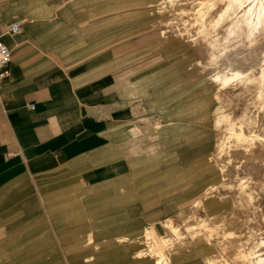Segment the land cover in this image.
I'll return each mask as SVG.
<instances>
[{"label":"crops","instance_id":"0c3cea01","mask_svg":"<svg viewBox=\"0 0 264 264\" xmlns=\"http://www.w3.org/2000/svg\"><path fill=\"white\" fill-rule=\"evenodd\" d=\"M38 1L0 0V32H4L6 26L15 20H26L18 34L2 37L11 51V61L8 75L0 86V252L13 254L12 260H1L0 264H24L21 253L36 252L37 241L29 240L21 246V235L26 227L36 230L37 194H42L49 206H52L54 200L60 202L71 198L72 192L87 194L90 198L86 200L99 198V195L102 197V194L107 197L110 195L109 208L114 210L121 200L129 202L128 192L134 190L137 194L142 193V197L151 199L144 207L148 220L151 215L149 209H155L158 204L156 200L160 195L163 199L166 190L189 185L188 197L191 199L188 201L192 208L193 202L203 198L205 190L214 184H207L208 179L215 177L212 172V153H208V149L212 148V135L209 133L214 123L206 122V117L203 124L211 129L210 132L196 129V142L202 144L194 147L196 156L193 163L189 162L188 172L184 166L182 172L178 171L172 177L163 173L160 180L151 182L142 176H134L137 167L133 165L132 153L141 152L143 147L129 141L128 138L138 131L133 122L135 118L131 115L129 121H126L124 111H129L118 105L125 103L138 106L146 103L142 99L152 81V75L147 72L149 67L127 74V65H118L112 50L102 47L93 50V47L97 48L94 43L99 41L85 44L81 36L79 38V35L73 34L61 22H53L55 14L52 13L60 11V17L71 15L69 11L76 4H71L73 0H60L48 9L43 2ZM141 11L140 14H143ZM22 15L29 17L20 18ZM16 16L19 19L14 18ZM41 16L51 19H36ZM122 21L114 20L112 24L120 25ZM70 37H74L72 43ZM171 41L172 46L181 47L180 42ZM86 48L92 50L86 52ZM196 66V58H193L191 65L187 63L185 68L178 71L197 74ZM132 67L130 65L129 68ZM177 79L173 88H161L162 100L156 99L154 105L164 111L170 97L183 95H186V101L193 98L200 105L204 102L206 92L203 91L207 90L198 87L201 84H198L197 76L192 83L181 77ZM207 93L211 96L209 91ZM123 120L125 123L117 125L116 122ZM179 121L167 117L159 121L160 134L169 137L179 133L186 127ZM159 146L160 152H157L159 149L156 147H151V153L147 154L148 158L144 161L165 160L166 146H163L162 141ZM129 179L131 183L127 182ZM26 180L28 183L22 184ZM122 180L125 185L120 183ZM121 191L126 193L124 197L118 198L116 194ZM105 206H100V210ZM162 207L164 210L173 208L169 201L164 202ZM125 208L130 213L128 221H118L120 213L109 212L106 223L110 226L102 231L108 235L103 239L106 243L98 248L91 232L85 237V218L76 216L78 212L74 216L65 215L60 218L58 230L64 235V241L74 242L76 252L87 250L85 241L94 244L90 252L98 253L85 257L86 264H150L152 260L148 257L146 260L135 257L136 252L143 250L136 249L134 244L138 241L136 230L142 219L133 217L136 208L133 205ZM22 210L26 213L23 220ZM153 220L147 227H143L139 239L148 238L150 227L157 230L158 224ZM195 248L192 245L177 251L180 253L169 255L173 257ZM40 264L48 263L41 261Z\"/></svg>","mask_w":264,"mask_h":264},{"label":"rangeland","instance_id":"374dc122","mask_svg":"<svg viewBox=\"0 0 264 264\" xmlns=\"http://www.w3.org/2000/svg\"><path fill=\"white\" fill-rule=\"evenodd\" d=\"M196 1L197 0H176L173 5H170L168 2L165 3V0H73L71 4H76L72 6L73 10L69 11L71 15L60 17V11H58L52 13L55 14L52 18L53 22H61L63 26H66V29L72 30L73 34L79 35V38L81 36L85 44H88L90 41H99V43H94V46L97 48L93 47V50L99 49L100 47L109 49L110 51L112 50L114 53L113 58L116 60L117 64L122 66L127 65V69L125 70L127 74H129L130 71L138 70L142 67H149L147 72L152 75V81L148 84L149 90L142 99L146 103L138 104V106H130L125 103L118 105V107H122L130 112L127 113V111H124V116L127 117L125 118L126 121L131 115L135 118L133 122L138 131L135 135L128 138L129 141L135 142L136 145L143 147L141 152L132 153V160H134L133 165L137 167L134 169V176H142L147 182H151V180H160L163 173L165 175L168 174V177H172L178 171L182 172L184 166H186L185 169L187 171L189 162L193 163L196 156L193 151L194 147H200L202 144L196 142L198 139L195 138L196 129L200 131H208L210 129L203 124L205 117L206 122L213 121L214 128L211 130V133H209L212 135V148L208 149V153H212L211 164L212 172L215 173V177L212 180L208 179L207 184L214 183L219 185V183L223 181L231 185V187L219 186L218 190L213 193L214 197L211 199L219 201L220 198V201H222L220 202L221 206L219 208H206L205 211H203V209L191 208L188 201L191 199V197H188L189 185L166 190L163 194V199H161L160 195L156 200L158 204L156 205V203L153 202L154 206L156 205L155 209H149L151 215L148 220H146L145 217L146 212L144 207L150 203L149 200L151 199L145 196L142 197V193L137 194L134 190L128 192L130 201L121 200L116 204L118 207L114 210L109 208L110 195L107 197L102 194V197L99 195V198L86 200V198H90L87 194L82 195L72 192L70 193L72 196L71 198H66L60 202L54 200L52 206H49L48 201L45 202L43 199V195L37 194V216L35 219L37 222L35 227L33 226L36 230L31 227H26L22 230L21 235V246L26 245L29 240L37 241L36 252L21 253V256L23 254L22 259L25 262L24 264H26V262L30 264H40L41 261H45L48 264H66V260L68 264H86L84 261L85 257L90 255L93 256L98 253L90 252V248L94 244L85 241V248L87 250L85 252H76V246L74 242L72 243V240L64 241V239H62L64 235L58 230L60 218H63L65 215L71 216L78 212L79 214L76 216L85 218V237L88 236V232H91L90 235L93 241L97 243L96 248H98L99 245L106 243V240L103 239L108 235L102 233V231L110 226L106 223L110 215L109 212L112 213L114 211L118 214L120 213L117 216L119 219L118 221H128L130 220V213L125 207H131L132 205L136 207L133 217H137V220L142 219L140 220L141 224H139L136 230L138 241L134 242L136 249H143L139 250V252H146L147 250V240L143 238L142 241L139 238H141L143 227H147L152 219L158 224L156 225L158 234H162V236L171 239V244H169L166 249L168 254L180 253L177 251L182 250V248L185 249L192 245L196 246L195 249H189V252H181V254L173 256L183 257L193 253V255H190L187 259H183V261L181 260V262L176 264L186 262L187 264H225L223 257L231 255L232 252H236V243L241 241L243 244L247 238V232L252 227L253 230L255 229V237L253 236V238H256L257 234L260 235V232L263 233L261 236L264 238V140H255L253 144L249 145V152H244L245 148L240 146L233 148L230 151L231 153H224L220 156L217 155V151H214L216 150V141H218V138L224 133L222 132L224 131L223 124L221 125L219 119L223 109L226 112L229 111L228 113L230 116L232 115L231 118L234 122H238V118H240L245 111L244 109H246L247 117L255 119L256 124L249 128L244 124L243 129L248 133L249 129L252 128L257 134L263 136L264 139V120L262 114L257 111V107L252 103L255 101L254 96L250 93H244L239 96L231 97V102L229 101L228 103V101L225 102V95L223 91H221L219 95H221L220 101L222 104H218V101L216 102L213 100L207 91H203V93H206L204 102L201 105L205 106H201L193 98H191L190 101H186V95L170 97L169 105H167L164 111L159 109L160 106L153 104L156 99L162 100L161 88H163V86L169 89L173 88L178 80L177 78L181 77L182 80L192 83L197 76L198 84H201L199 81L203 80L206 83L208 77L212 73V68L205 70L203 74L201 73L203 68L202 65H199V62H206V56L201 44H196L197 46L192 45L188 41H185L187 37L183 38L185 42H181L178 37L173 36L176 35L178 30H182L186 27L190 29V34H194V28L193 26L191 28L190 23L197 5ZM42 2L45 4L46 9H48L51 7L50 5H55L59 3L60 0H48L47 2L44 0L38 1V3ZM163 2L165 6L160 9L161 11L159 12V6H157V4L162 3L163 5ZM69 5L70 4H67V6ZM149 9L150 12H148ZM140 10H142L141 12H143V14H140ZM181 10H185V13L182 15L180 13ZM18 17L19 16H16L14 18ZM27 17L29 16H20V18L24 19ZM36 19L50 20L51 17L41 16L38 18L36 17ZM114 20H123V24L121 22L120 25L117 24L113 26L112 22H114ZM184 23L186 25L182 26ZM75 31L77 32L75 33ZM73 39L74 37L69 38V41H71L70 43H72ZM171 39L180 42L181 47L176 45L172 46L173 43ZM258 48L263 50L264 43L263 46L258 45ZM89 50H92V48L84 49L86 52ZM237 51L241 52V55L247 52L244 46H240ZM193 58H196L197 74L193 72L189 74L184 72L181 73L178 71L181 68H185L187 63L191 65L193 63ZM138 64H141V66L139 65V67H137ZM130 65H133V67L129 68ZM218 66L223 68L224 71L228 70L226 63L220 62ZM166 70H170V72H165ZM198 87L207 90L206 84L203 87ZM228 89L230 88L226 90ZM190 92L192 91H189V93ZM175 93L176 91L174 92V96ZM165 117L177 118V120H180L186 127L173 136L167 137L161 135L159 121H162ZM125 120L116 123L117 125L123 124ZM257 120L260 123L257 124ZM208 132H210V130ZM161 141L163 142V146H166L164 149V154L166 155L165 160L160 159L157 162L150 160L144 161V159L148 158L147 154L151 153V151H149L151 147H156L159 149L157 152H160L159 144ZM126 142H128V140ZM152 143L155 145H148ZM124 147L126 148L127 145ZM147 147L149 148L147 149ZM241 160H243L242 162L244 163L240 162ZM129 163H131V160ZM221 166L225 167V172L223 175L218 176L217 172H219V169L221 170ZM240 178L243 179L244 183L247 185V190L253 195V200H251L250 203L247 202L246 196L241 193L240 190H237V184ZM127 182L131 183L132 180L129 179ZM27 183V180L22 182V184ZM120 183L125 185L124 180ZM125 193V191H121L117 192L116 195L118 198L124 197ZM154 194L156 195V192ZM167 201L171 203L173 208L164 210L162 206L164 202ZM102 205H106V208L100 210L102 208L100 206ZM147 210L148 209H146V211ZM151 211H154V213ZM24 217H26V213L25 210H22V220ZM167 218L179 229V233L183 236L182 239H177L169 229L162 226L161 223L165 222ZM201 219L206 220L205 223L209 227H216L218 230L219 234H214V237L210 239L209 243H206L205 231L200 230L198 234L194 233V231H196L195 228L198 226L197 223ZM189 225H194L195 228L191 230L186 229ZM94 232H97V234H94ZM229 232L236 233V235H228ZM195 234L197 236L194 239ZM219 238L223 240L220 241ZM261 249H264V246H262ZM134 251L135 250H133V252ZM133 252H131V256ZM12 254L13 252H0V262L1 260H5L6 262L12 260ZM145 256L150 260L155 258L153 255L146 254ZM231 264H239V262H231Z\"/></svg>","mask_w":264,"mask_h":264},{"label":"bare ground","instance_id":"6f19581e","mask_svg":"<svg viewBox=\"0 0 264 264\" xmlns=\"http://www.w3.org/2000/svg\"><path fill=\"white\" fill-rule=\"evenodd\" d=\"M175 1L165 0V3L168 2L173 5ZM196 3L195 12L192 11L193 18L190 23L191 28L192 26L194 28V34H190V29L186 27L178 30L176 35L173 36L178 37L181 42L188 41L192 45L201 44V47H203L206 62H199V65H202L203 68L201 73H205V70L209 68H212V73L206 83L203 80L199 81L201 86L203 87L206 84L207 91H210L212 99L216 102L218 101V104H222L220 101L221 95H219L221 91L225 95V102L228 101V103L233 96L250 93L255 99L252 102L253 105L257 107V111L262 114L264 120V49L258 48V45L263 46L264 43V0H197ZM157 6H159L158 10L160 12V9L165 5L163 2V5L161 3L157 4ZM184 11H180L181 15L185 13ZM184 25L186 24L184 23L182 26ZM184 37H187V40L184 39V41ZM240 46H244L247 52L241 55V52L237 51ZM220 62L226 63L228 70L224 71L223 68L219 67L218 63ZM227 88L230 89L226 90ZM244 110L243 114L238 118V122H234L231 118L232 115L230 116L228 113L229 111L226 112L223 109L219 119L221 125L223 124L224 131L222 132L224 133L220 132L222 135L216 141V150L214 151H217V155L228 154L233 148L239 146L245 148L244 152H249V145L253 144L255 140H264L263 136L257 134L252 128L249 129L248 133L245 132L243 125L245 124L249 128L256 124V120L247 117L246 109ZM258 123L260 122L258 121ZM224 172L225 167L221 166V170L219 169L218 172L219 175H223ZM219 186L231 187L230 184L223 181L219 185L213 184L209 186L205 190L203 198L193 202L192 208L203 209V211L206 208H219L221 206L220 202H222L220 201L221 199L219 198V201L211 199L214 197V191L218 190ZM246 186L243 179L240 178L237 184L239 189L237 188V190H240L246 196L247 202L250 203L253 200V195L247 190ZM205 222L206 220L201 219L197 223L198 228H195L194 225H189L186 229L195 228L196 231L194 233L197 234L200 230L205 231L206 243H209L210 239L214 237L213 235L219 233L216 227L211 228ZM162 226L169 229L177 239L183 238L179 233V229L169 218L163 222ZM252 228L247 232V238L243 244L241 241L236 243V252L223 257L225 264H231V262L236 261L239 264H264V249H261L264 246V238L261 236L263 233L260 232V235L257 234L256 238H253L255 229L253 230ZM228 235H236V233L229 232ZM196 236L195 234L194 239ZM219 239L220 241L223 240L222 238ZM146 240V252H137L135 257L146 260V254L155 256L150 264H176L193 255L192 253L183 257H171L166 252L167 246L171 244V239L159 235L153 227L148 229V238Z\"/></svg>","mask_w":264,"mask_h":264},{"label":"built area","instance_id":"2783aa9c","mask_svg":"<svg viewBox=\"0 0 264 264\" xmlns=\"http://www.w3.org/2000/svg\"><path fill=\"white\" fill-rule=\"evenodd\" d=\"M26 20H15L6 26L4 32H0V86L2 80L8 75V66L11 61V51L8 46L3 42L2 37L4 35H14L22 30V27Z\"/></svg>","mask_w":264,"mask_h":264}]
</instances>
